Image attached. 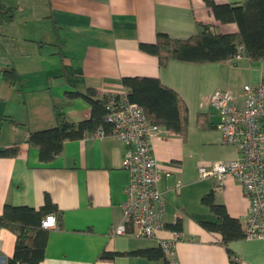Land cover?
<instances>
[{
	"label": "crops",
	"instance_id": "0c3cea01",
	"mask_svg": "<svg viewBox=\"0 0 264 264\" xmlns=\"http://www.w3.org/2000/svg\"><path fill=\"white\" fill-rule=\"evenodd\" d=\"M9 1V0H8ZM239 3L242 0H214ZM22 3V4H21ZM19 1L14 19L0 26V72L14 68L12 85L0 74V149L19 144L16 156H0V214L6 203L40 208L49 195L63 213V225L49 229L44 259L38 264H162L140 255L103 260L104 251L156 247L158 240L110 236L123 221L122 203L130 173L122 166L128 145L110 133L67 140L61 154L45 164L27 141L30 130L55 123L58 107L75 122L91 115V104L69 91L95 88L100 94L123 93L124 76H152L178 92L188 111L184 134L165 128L152 138L153 155L165 201L162 238L172 236L178 220L182 237L172 261L179 264H233L221 235L202 222L216 219L204 203L213 192L230 216L244 226L249 199L232 175L219 181L201 177L199 168L237 156L223 140L217 112L208 103L219 90L237 96L245 84L264 76V59L194 63L169 61L140 49L159 32L186 38L199 24H221L205 0H29ZM19 23V25H18ZM9 117L23 125L13 123ZM17 235L0 228V264L14 255ZM236 264H264V238L231 241Z\"/></svg>",
	"mask_w": 264,
	"mask_h": 264
},
{
	"label": "trees",
	"instance_id": "16d2710c",
	"mask_svg": "<svg viewBox=\"0 0 264 264\" xmlns=\"http://www.w3.org/2000/svg\"><path fill=\"white\" fill-rule=\"evenodd\" d=\"M217 21L221 24L235 23L238 30L224 32L217 24H199V31L186 38L171 37L159 32L155 42H140L141 50L157 56L159 65L166 67L171 60L194 63L223 62L235 60L240 47L250 61L264 59V0H242L239 3H217L205 0ZM17 6L0 0V26L11 22ZM0 74L16 85L18 73L14 68L3 69ZM122 85L129 101L138 103L147 118L176 133L184 134L187 127L188 111L185 101L176 90L152 76H124ZM70 97H83L91 104V115L78 122L70 120L58 107L55 109V123L47 128L30 130L26 141L38 149L41 162L47 164L62 153L67 140L80 139L92 135L100 127L107 133L111 124L106 120L108 99L120 98L121 93L100 94L95 88L85 92L69 91ZM9 119L17 124L12 117ZM19 144L0 149V156H16ZM216 219L202 222L207 230L221 235L220 242L227 247L232 263L236 264L231 241L243 238L244 230L239 219L230 216L224 204L217 203L213 192L203 198ZM56 216L57 227L63 225V213L49 195L40 208L6 203L0 214V228H8L16 233L14 255L6 264H38L45 257L49 229L43 227L42 220L48 215ZM178 220L170 227L180 230ZM118 255H140L162 264H179L169 258L162 247H146L126 252L104 250L99 258L114 259Z\"/></svg>",
	"mask_w": 264,
	"mask_h": 264
},
{
	"label": "built area",
	"instance_id": "2783aa9c",
	"mask_svg": "<svg viewBox=\"0 0 264 264\" xmlns=\"http://www.w3.org/2000/svg\"><path fill=\"white\" fill-rule=\"evenodd\" d=\"M245 57L240 47L235 60ZM106 120L111 124L110 134L124 141L128 147L122 166L130 173V182L125 188L122 203L123 221L109 232L110 236H135L141 239L158 240L169 258H173L176 243L182 235L172 230V236L162 238L165 201L158 189L161 173L153 155L152 138L161 135L165 127L150 121L143 108L129 101L126 93L120 98L108 99ZM219 117L217 124L223 140L233 144L237 156L201 166V177H216L223 181L232 175L241 184L249 199V213L243 230L247 239L264 238V76L255 84L247 83L240 95L231 90H219L208 99ZM107 131L100 127L92 135L103 137ZM43 227L57 225L56 216L48 214L42 220Z\"/></svg>",
	"mask_w": 264,
	"mask_h": 264
},
{
	"label": "rangeland",
	"instance_id": "374dc122",
	"mask_svg": "<svg viewBox=\"0 0 264 264\" xmlns=\"http://www.w3.org/2000/svg\"><path fill=\"white\" fill-rule=\"evenodd\" d=\"M5 1H8V0H5ZM20 0H9L8 1V3L10 4V5H13V6H15V5H18V2H19ZM21 1H27V5H29V3H28V1L29 0H21ZM22 4V3H21ZM18 25H19V23H18Z\"/></svg>",
	"mask_w": 264,
	"mask_h": 264
}]
</instances>
